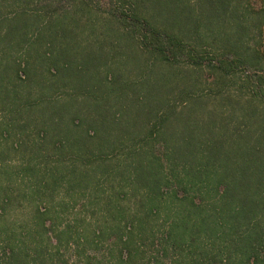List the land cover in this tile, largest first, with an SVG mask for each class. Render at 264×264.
<instances>
[{
    "label": "trees",
    "instance_id": "1",
    "mask_svg": "<svg viewBox=\"0 0 264 264\" xmlns=\"http://www.w3.org/2000/svg\"><path fill=\"white\" fill-rule=\"evenodd\" d=\"M118 3L120 12L112 8L108 14L123 29L121 34L114 32L110 19L99 23L103 33L118 39L109 50L96 40H79L80 26H94L90 18L82 25L74 16H55L45 22L25 52L34 51L35 61L53 78V82L48 78L35 80L45 97L31 102L28 97H16L15 89L7 87L4 96L11 98L16 112L39 110L46 118L40 123L41 132L45 125L77 145L85 156L81 162L72 160H78L81 167L88 165L89 157L94 160L95 143L102 149L123 139L130 142L128 155L135 160L130 168L126 164L128 169L120 167L123 173L128 172L134 188L146 187L148 206L135 208L130 219L112 227L106 223L56 225L48 215L50 211L35 207L34 225H25L26 239H17L12 230L0 229V264H109L112 260L115 264H264V0H259L258 8L247 0L245 4L244 0L236 4L232 0H201L196 9L184 0ZM174 6L177 12L168 11L177 16L167 23L163 12ZM241 6L243 16L248 17L237 20ZM81 10L88 12L85 6ZM37 15L29 19L19 13L7 20L6 40L14 47L25 43L26 28L38 24ZM174 24L179 25L180 32L174 30ZM198 27L219 32L218 51L192 45L181 33ZM251 32L255 42L245 38ZM205 45H209L206 40ZM113 50L125 62L140 65L145 77L122 80L124 73L112 76L116 62H109V55ZM136 52L131 60L130 53ZM148 59L166 68L181 60L193 68H206L205 80L212 93L229 105L225 115L230 119L216 108L207 109L201 103L202 94L187 86L179 91L181 105L171 103L167 95L172 73L167 71L162 78V71H153V62L146 64ZM3 61L0 78L9 70L18 78L21 74L30 77V68L22 61L8 55ZM86 63L90 65L88 71ZM148 69L155 73L153 80L147 76ZM248 69L251 71L240 80L241 96L236 98L229 90H222L239 70ZM56 89L71 90L73 95L65 101H51L47 94ZM23 92L27 96L30 93ZM79 95L84 99L77 105L94 113L80 137L75 136L81 123V109L75 105ZM174 123L180 124L179 133L173 129ZM72 124L74 131L69 127ZM72 165L74 170L78 168L75 162ZM83 167L78 172L80 177L90 174ZM165 193L176 207H158ZM159 218L162 223L154 225ZM142 239L150 242L146 248L138 245Z\"/></svg>",
    "mask_w": 264,
    "mask_h": 264
},
{
    "label": "rangeland",
    "instance_id": "2",
    "mask_svg": "<svg viewBox=\"0 0 264 264\" xmlns=\"http://www.w3.org/2000/svg\"><path fill=\"white\" fill-rule=\"evenodd\" d=\"M184 1L189 3L193 9H196L199 3H201V0ZM247 1L257 8L260 6L259 0ZM118 2L119 0H0V38L2 39V41L0 39V70L1 64L4 65L5 62L3 58L7 55L13 57V59L15 58V60L17 59V61H22L24 65L30 68L29 78L25 77L24 74H21L19 78L16 74L10 75L12 74L10 70L9 72L6 71L8 73H5L0 78V89L1 92L3 91V94L0 93V229L12 230L15 232L17 239H24L26 237L24 234L26 230L25 225H34L35 222L32 220V215L35 207H41L43 210L46 208L50 211L48 215L52 217L51 219L56 225L62 223L102 225L106 223L112 227L118 221L122 223L125 219H130L131 213L135 208L140 210L143 209L142 207L148 206L145 201L146 187L137 186V188H134L128 172L123 173L125 170H122L120 167V165L126 167L127 164L130 168L135 160L134 156L128 155L129 147L127 148V146L130 142L123 139L121 142L117 141V143H113L111 146L102 149L101 146L95 143L94 160H91V157H89L90 162L88 165L82 166L83 169H88V173L90 174L88 176L81 175L80 177L78 172L82 170V167L78 163V160L81 162V158L85 156L82 150L78 149L77 145L74 146L68 143L62 136L56 135L55 129L51 130L43 125L45 129L44 132H41L39 130L40 123L44 119L46 120V118L43 119L39 110L33 109L29 113L16 112L11 98L4 96L6 93L5 88L7 87L15 89L16 97L20 95L22 99L28 97L31 102H36L40 98L45 97L44 94L40 93L43 92L41 85L37 84L35 80L41 78V81H44L48 78V82H53V78L46 68H43L42 65L39 66L35 61V58H33L35 57L34 51L25 52H27L29 43H33L36 34L44 29V23L55 16L59 18L74 16L78 18L81 25L85 19L90 18L94 21V26L90 27L89 23L88 25L80 26L78 28L79 40L83 43L87 40H96L105 49L109 50V47L112 46L111 43H117L118 39L115 37L116 35H107V32L103 33V28L99 26V23L108 18L114 26V32L121 34L123 29L115 24L108 14L109 9L112 8L117 10L116 12H120L121 7ZM232 3L236 4L237 0H232ZM82 6L86 7L87 13L81 10ZM174 8L176 9L177 7L165 8L163 12V14H166L164 19L167 23L172 22L177 16V14H170L168 11L177 12V9L175 10ZM19 13H25L29 19L32 18L30 15L38 14L39 16L37 15L36 21L38 24L29 25L26 28L27 41L18 47H14L10 40H6L9 37L4 35L7 32L5 23ZM178 13H181V11ZM244 13L245 9L241 6L239 14H237L235 19L243 20L248 17L246 14L243 16ZM26 22L32 23L30 20ZM159 25L161 24L159 23ZM173 27L175 28L174 30L180 32L179 29L181 28L179 25L174 24ZM181 33L185 35V39L192 43V45H201L203 49L218 51L221 47V35H219L217 30L212 31L204 27H198L195 31H190L187 34L185 32ZM94 34L98 38H94ZM8 35L10 37L15 36L14 33L10 34V32H8ZM245 38L250 42H255L257 39L253 36L252 32ZM121 39L123 40L124 38ZM205 40L209 42L208 46L205 45ZM123 42L125 41L123 40ZM43 48L41 46L39 50L42 51ZM199 48L200 46L197 49L200 50ZM134 50L137 51L135 47ZM112 54L109 55V62L113 63V60L116 62L113 66L115 71L112 69L110 71L112 76L115 75L117 78L119 74L124 73L120 77L122 80L125 77H128L130 80H139L138 78L145 77L146 71L142 72L143 70L140 65H134L133 62H125L124 57L123 59L119 57L116 50H113ZM136 55L137 52L135 54L130 53L129 57L131 59ZM87 56L91 57V54L89 53ZM139 58L141 59L140 56ZM146 61H148L146 62L148 65H153L154 63L153 71L155 73L162 71V78H165V72L169 71L172 73L169 81V85L172 88L167 95L171 103L181 105L179 91L183 86H187L191 91L193 90L202 94L201 103L206 105L207 109L216 108L220 114L225 118L227 117L225 114L229 111L230 107L228 104H224L226 101L222 97H219L220 95L215 96L212 93L214 90L212 91L209 82L205 80L209 72L206 68H193L194 66L187 64L183 60L172 67L167 66L168 68L155 60L148 59ZM85 69L88 71L90 65L87 64ZM248 71H251V69L239 70L233 79L222 87V90L224 92L229 90V92L235 94L236 98L241 96L244 92L239 89L240 80ZM154 72H149L148 69L147 76L151 80H153L155 75ZM104 76L103 74V83L107 82ZM192 84L196 85V87H192ZM25 86L27 87L24 88ZM24 90L30 92L28 96L23 92ZM47 95L51 101L59 102L71 97L73 92L71 90L56 89L48 92ZM76 98L78 99L75 105L79 107L77 104L80 103V100L84 99V96L79 95ZM79 108L81 111L78 115L81 123L77 127L79 131L77 132L78 134L75 133V136L79 135L80 137V132L87 127V120L94 113H87L86 107ZM233 123L234 121L231 118V126L234 125ZM179 125V123L173 124V129L176 133L180 131ZM69 127L74 131L75 127L73 124ZM60 138L61 142H58L57 140ZM62 142L63 144L61 145ZM100 153L99 158L98 155ZM76 158L78 160H72ZM74 162L78 166L76 170H74L75 167L72 165ZM126 168L128 169V167ZM161 199L158 204L161 210L163 209L162 207H176L177 205L176 202H171L172 200L167 197V193L163 194ZM151 222L153 223V221ZM161 223L162 219L159 218L153 224L160 225ZM111 235L112 240H114L115 234L111 233ZM149 244L148 239L138 241V245L141 248H146ZM68 264L85 263L83 261H69ZM109 264H115L114 260Z\"/></svg>",
    "mask_w": 264,
    "mask_h": 264
}]
</instances>
